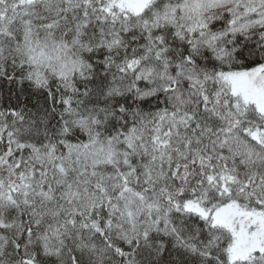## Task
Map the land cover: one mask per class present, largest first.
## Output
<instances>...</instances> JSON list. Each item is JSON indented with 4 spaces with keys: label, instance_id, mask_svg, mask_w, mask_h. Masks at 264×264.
Masks as SVG:
<instances>
[{
    "label": "snow or ice",
    "instance_id": "6c2138e0",
    "mask_svg": "<svg viewBox=\"0 0 264 264\" xmlns=\"http://www.w3.org/2000/svg\"><path fill=\"white\" fill-rule=\"evenodd\" d=\"M0 264H264V0H0Z\"/></svg>",
    "mask_w": 264,
    "mask_h": 264
}]
</instances>
